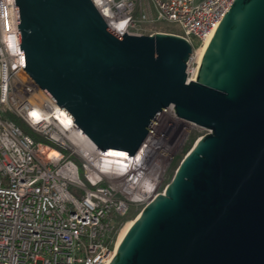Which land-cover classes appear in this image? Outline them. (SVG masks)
Masks as SVG:
<instances>
[{
    "label": "water",
    "instance_id": "water-1",
    "mask_svg": "<svg viewBox=\"0 0 264 264\" xmlns=\"http://www.w3.org/2000/svg\"><path fill=\"white\" fill-rule=\"evenodd\" d=\"M21 65L101 150L134 154L168 105L207 131L107 264H264V0H233L186 82L190 43L119 34L91 0H15Z\"/></svg>",
    "mask_w": 264,
    "mask_h": 264
},
{
    "label": "built area",
    "instance_id": "built-area-1",
    "mask_svg": "<svg viewBox=\"0 0 264 264\" xmlns=\"http://www.w3.org/2000/svg\"><path fill=\"white\" fill-rule=\"evenodd\" d=\"M91 1L119 34L172 26L191 45L188 82L233 0ZM177 122L196 125L170 104L134 154L99 149L22 67L15 0H0V264H107L129 208L163 191L160 175L179 139L167 129Z\"/></svg>",
    "mask_w": 264,
    "mask_h": 264
},
{
    "label": "rangeland",
    "instance_id": "rangeland-1",
    "mask_svg": "<svg viewBox=\"0 0 264 264\" xmlns=\"http://www.w3.org/2000/svg\"><path fill=\"white\" fill-rule=\"evenodd\" d=\"M156 31H161V32H173L175 31V29L170 26L167 25L165 23H160L157 24L153 27ZM20 126L22 128H24V126L22 124H20ZM182 124L180 123H172L171 129H167L169 136H170V141H173V143L177 140V142H175L173 144V150L170 154L169 160L164 168V170L161 172L160 175V183H159V187L157 189L158 191H162L165 187V185L167 184V182L170 180L176 166L178 165L179 161L181 160V158L184 156V154L190 149V147L194 144V142L196 141V139L201 136L202 134H204L207 130L198 126V125H191L186 127V129H182ZM142 205L137 206V207H130L127 214L124 216L123 221L120 225V228L118 229L117 233H116V237L118 232L120 231L121 227L123 226L124 222L126 220H133L136 215L139 213V211L141 210Z\"/></svg>",
    "mask_w": 264,
    "mask_h": 264
},
{
    "label": "bare ground",
    "instance_id": "bare-ground-1",
    "mask_svg": "<svg viewBox=\"0 0 264 264\" xmlns=\"http://www.w3.org/2000/svg\"><path fill=\"white\" fill-rule=\"evenodd\" d=\"M208 41L205 42L204 47L207 45ZM45 152H47V154L49 156H52L54 154V152L50 149L47 148H43ZM133 220H126L123 224V226L121 227L120 231L117 234L116 240H115V245L117 246V244L120 242L122 236L124 235L126 229L128 228V226L132 223Z\"/></svg>",
    "mask_w": 264,
    "mask_h": 264
},
{
    "label": "trees",
    "instance_id": "trees-1",
    "mask_svg": "<svg viewBox=\"0 0 264 264\" xmlns=\"http://www.w3.org/2000/svg\"><path fill=\"white\" fill-rule=\"evenodd\" d=\"M12 118L15 120V122L20 126V124H22L23 126H24V124L22 123V121L18 118V117H16L15 115H12ZM21 127V126H20ZM22 128V127H21ZM25 132H29V133H31V135L35 138V139H37V140H42L43 142H45V143H47V144H50V142L48 141V140H46V139H44V138H40V137H38L37 135H35L34 133H32V132H30L25 126H24V128H22Z\"/></svg>",
    "mask_w": 264,
    "mask_h": 264
}]
</instances>
